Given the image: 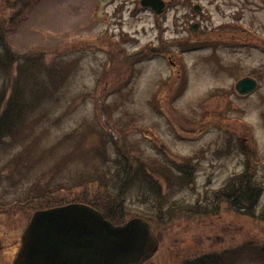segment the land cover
Listing matches in <instances>:
<instances>
[{
  "label": "rangeland",
  "instance_id": "obj_1",
  "mask_svg": "<svg viewBox=\"0 0 264 264\" xmlns=\"http://www.w3.org/2000/svg\"><path fill=\"white\" fill-rule=\"evenodd\" d=\"M13 1L0 0V52L22 67L36 58L39 76L53 83L46 80L48 97L33 106L19 136L0 144V207L24 201L36 184L57 191L90 184L92 177L101 191H115L120 156L99 131L105 113L118 141L159 160L156 170L172 177L171 183L156 179L164 186L162 198L142 183L125 194V220L151 221L160 240L147 264H181L205 254H218L226 264H264V0H165L159 16L140 0H36L20 15ZM194 24L199 28L192 32ZM122 47L128 53L147 49V57L118 66L106 81L107 63ZM46 66L55 73L45 76ZM246 75L259 86L239 95L235 85ZM8 81L0 78L5 100L12 93ZM89 125L98 130L89 132ZM35 139V153L22 155ZM247 147L263 190L255 207L240 212L221 204L210 216L159 217V207L216 203L214 191L248 164L254 167ZM185 164L194 174L187 182L181 179ZM29 216L0 214V244L2 237L3 246L20 241ZM0 261L10 263L8 256Z\"/></svg>",
  "mask_w": 264,
  "mask_h": 264
},
{
  "label": "trees",
  "instance_id": "obj_2",
  "mask_svg": "<svg viewBox=\"0 0 264 264\" xmlns=\"http://www.w3.org/2000/svg\"><path fill=\"white\" fill-rule=\"evenodd\" d=\"M35 5L36 0H15L10 4V6L17 10L18 15L27 12ZM111 42H113V44H118V42L114 40H111ZM122 48L119 50L116 49L113 54L116 55V57L111 59L110 63L109 61L107 63L108 69L105 72L106 81H108L110 76L116 74L117 70H120L118 66H123L122 64L129 66L130 64H133V62L142 61L147 57L145 56L147 54V49H139L137 51H132V53H128V51ZM14 58L15 56L12 54L5 55L0 52V78L12 79L11 83L10 81L7 82L11 87L12 92L10 98L7 100L0 98V144L6 137L15 138L19 136V132L24 127V123L28 119L33 106L38 105L39 101L48 97L45 90L47 86L46 80L49 83L53 82L48 80L49 78H47L46 74L53 75L55 73V71L50 69L49 66H46L43 67V73H45L46 78L43 76L40 77L36 69L38 66V62L37 64L35 62V60H37L36 58L31 60V62L24 64L23 67L21 66V63L18 60H14ZM14 67H18L19 72L21 71L19 76H14ZM68 67L72 66L69 65ZM39 70L42 71V67H40ZM67 70L68 68L65 71L67 72ZM66 72L63 75V78H66ZM54 85L55 84H51V89L56 88ZM4 89L7 90L6 87ZM47 92H49V90ZM97 106L99 108L103 107L99 103H97ZM105 109L106 108L104 107V110ZM102 116L107 115L103 113ZM102 116L100 115L98 119L99 121L102 120ZM214 116L218 117V119L221 118L220 115ZM109 121L110 119L108 117V123ZM103 124L100 125L101 127L99 128V131L103 133L102 129H104L107 134V138L110 137V139L114 142L116 154L120 156L117 159L118 171L116 173L119 186L115 189V191H101L99 186H96L95 180L92 177H87V181L90 184L79 182L75 187H69L70 189L68 188L57 191H53L50 188L47 190L44 189L43 185L36 184L34 189L30 188L31 190H29L28 193L29 196H27L24 201H17L12 204L2 205L3 207H0V214L16 215L22 213L32 216L37 211L60 207L71 203H80L98 209L102 212L105 218L109 219L114 224H121L130 213L127 207L125 208V194L127 188L129 189L130 186L134 188V184L142 183L158 198H162L163 191L161 189H164V186H162L160 182L159 185L156 184V179L158 178L162 181V176H165L167 177V181L171 183L172 177H168L166 174L160 175V173H162V169L156 170L160 167V161L157 159H147L144 154H141L133 148L127 147L123 140L121 141V139H119L118 141L115 136V129L111 123L107 124L103 122ZM95 129L98 130L95 126L89 125V132L94 133ZM68 136L69 135H67V137ZM101 143H103L102 145L107 143V140L102 136ZM38 144H40V140L38 141V139H35L30 148L24 150L21 154L31 156L35 153L34 149L38 148ZM58 145L61 144H56L55 146ZM161 146L164 150H166L164 145ZM101 151L102 150H99V148L96 147L94 153L99 155ZM249 152L251 153L248 148L246 155H248L249 159H252L253 156L250 157ZM252 161L254 162V167H252L251 164H248V168L245 171L233 175L231 179L227 181L225 186L213 192L212 198L216 203L205 205L202 202L197 201L194 205L186 206V209H175V207L179 205L175 204L168 209H163V211L162 208L159 207V217H161L163 212L166 213L168 217L167 221H171L182 216H210L209 214L213 215L217 211L219 212V208H221L223 204H226L228 209L233 211H240L241 207L244 206L255 207L263 194V190L259 186L256 178L257 160L252 159ZM184 163H191V159L188 158ZM189 165H184V168L186 169L183 170L181 178H184V181L186 182L189 178L191 180L194 179V174L191 172L192 166ZM168 182L167 184L169 185ZM168 189H170V187ZM148 222L152 225L151 221ZM262 252H264V250H262ZM181 264L226 263L218 254H205L195 259L187 260Z\"/></svg>",
  "mask_w": 264,
  "mask_h": 264
},
{
  "label": "water",
  "instance_id": "obj_3",
  "mask_svg": "<svg viewBox=\"0 0 264 264\" xmlns=\"http://www.w3.org/2000/svg\"><path fill=\"white\" fill-rule=\"evenodd\" d=\"M141 5L156 15L165 9L162 0H141ZM257 86L254 79L245 78L235 90L247 95ZM158 248L154 231L143 219L115 226L92 207L70 204L33 215L14 264H144Z\"/></svg>",
  "mask_w": 264,
  "mask_h": 264
},
{
  "label": "flooded vegetation",
  "instance_id": "obj_4",
  "mask_svg": "<svg viewBox=\"0 0 264 264\" xmlns=\"http://www.w3.org/2000/svg\"><path fill=\"white\" fill-rule=\"evenodd\" d=\"M6 233L7 232L5 231L4 234H6ZM6 236H11V235L8 233V234H6ZM12 237H14V236H12ZM12 237H10V238H12ZM15 241H16V243L14 245L12 243V244L3 246V244L5 243V238L2 237V242L0 244V258H2L4 256H6V257L8 256L10 263L7 262L6 264H13L14 263V260H15V258L17 256V254H18V252L20 250V247H21V239H20V241H18V239H15ZM0 264H3V262L0 261Z\"/></svg>",
  "mask_w": 264,
  "mask_h": 264
}]
</instances>
